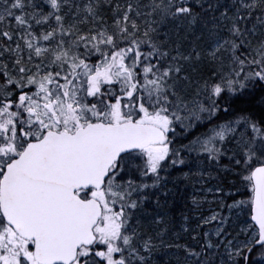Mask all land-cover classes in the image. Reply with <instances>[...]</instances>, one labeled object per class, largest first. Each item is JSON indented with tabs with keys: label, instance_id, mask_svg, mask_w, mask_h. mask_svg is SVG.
<instances>
[{
	"label": "snow or ice",
	"instance_id": "snow-or-ice-1",
	"mask_svg": "<svg viewBox=\"0 0 264 264\" xmlns=\"http://www.w3.org/2000/svg\"><path fill=\"white\" fill-rule=\"evenodd\" d=\"M257 257L264 0H0V264Z\"/></svg>",
	"mask_w": 264,
	"mask_h": 264
},
{
	"label": "trees",
	"instance_id": "trees-1",
	"mask_svg": "<svg viewBox=\"0 0 264 264\" xmlns=\"http://www.w3.org/2000/svg\"><path fill=\"white\" fill-rule=\"evenodd\" d=\"M239 103L241 104V106L244 105L243 101ZM212 183H214V181H211V180L206 181V185H200L199 183H196L195 188L202 189L204 186H211ZM189 194H196L195 192H193V184L186 183L185 181H183V179H181L179 183H176V189L175 190L173 189V192H172L173 196L172 195L171 196L172 198L173 197L174 198H173L171 207H177L181 210H186V207L191 205V201L190 199H188ZM199 194L204 195L205 193L201 191ZM174 195H176V197ZM207 195L210 197L211 193H208ZM181 197L183 198V201H181Z\"/></svg>",
	"mask_w": 264,
	"mask_h": 264
},
{
	"label": "bare ground",
	"instance_id": "bare-ground-1",
	"mask_svg": "<svg viewBox=\"0 0 264 264\" xmlns=\"http://www.w3.org/2000/svg\"><path fill=\"white\" fill-rule=\"evenodd\" d=\"M169 186L172 188V189H176V182H174V181H169ZM172 192H170L169 193V195L168 196H170V197H168L167 199H169L170 201H173V198H172ZM175 197H176V195H174ZM181 201H183V198L181 197ZM176 212H179V211H181V209H179V208H177V207H172ZM259 257H257V261H258V264H259Z\"/></svg>",
	"mask_w": 264,
	"mask_h": 264
},
{
	"label": "rangeland",
	"instance_id": "rangeland-1",
	"mask_svg": "<svg viewBox=\"0 0 264 264\" xmlns=\"http://www.w3.org/2000/svg\"><path fill=\"white\" fill-rule=\"evenodd\" d=\"M208 207H209L208 205H204V209H205V210H207V209H208Z\"/></svg>",
	"mask_w": 264,
	"mask_h": 264
}]
</instances>
